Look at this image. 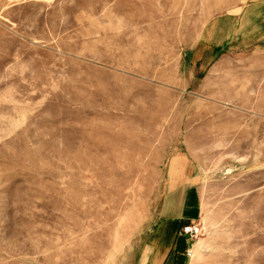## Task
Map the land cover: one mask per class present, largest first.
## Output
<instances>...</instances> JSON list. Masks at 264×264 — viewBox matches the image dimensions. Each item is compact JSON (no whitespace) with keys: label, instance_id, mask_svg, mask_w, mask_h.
I'll use <instances>...</instances> for the list:
<instances>
[{"label":"rangeland","instance_id":"rangeland-1","mask_svg":"<svg viewBox=\"0 0 264 264\" xmlns=\"http://www.w3.org/2000/svg\"><path fill=\"white\" fill-rule=\"evenodd\" d=\"M252 4L0 0V264H264Z\"/></svg>","mask_w":264,"mask_h":264},{"label":"crops","instance_id":"crops-1","mask_svg":"<svg viewBox=\"0 0 264 264\" xmlns=\"http://www.w3.org/2000/svg\"><path fill=\"white\" fill-rule=\"evenodd\" d=\"M252 1H253L252 8H251V11L253 13L252 14V21H253V24H254V22L258 23V34H260V33H263L262 31H264V0H252ZM243 20H244V18H241L240 16H238L234 19L228 17L227 18V25H229L231 23V28H233L235 25V22H236V24H239V22H240L242 27H243L244 26ZM210 38H211V35L209 33V30H208L206 36L204 35L203 39H201L202 43L200 44V47L201 46H212V45L214 47L219 46L218 44H216L214 42H208V41H210ZM228 38H229L228 36H224V37L222 36L220 41H224L225 39H228ZM181 205L185 206L187 208V210L184 209V210H180L176 213H172V216L162 220V221H165V223L162 224L163 229H164V227L165 228L166 227L167 228L173 227V223L178 224L177 228H179V225L187 224L185 222L189 223V222L195 220L194 218H196V215H197V212L194 209L196 207L195 197L189 195L187 200H182ZM190 207L193 208V210L190 211L189 210ZM160 230L161 229H159V231ZM165 232L162 231V233L167 234L166 237L168 239V242H170V245L172 246L173 245L172 242H174L175 239L177 238L176 232L175 231L173 233L171 232L172 234H170V232H168V231H165ZM158 238L163 239V238H165V236L163 234L159 233ZM152 250H154V248Z\"/></svg>","mask_w":264,"mask_h":264},{"label":"built area","instance_id":"built-area-1","mask_svg":"<svg viewBox=\"0 0 264 264\" xmlns=\"http://www.w3.org/2000/svg\"><path fill=\"white\" fill-rule=\"evenodd\" d=\"M182 232L184 235L189 236L190 238L193 239L195 234H196V229L193 227L192 224H189V225L183 227ZM187 256L190 258L191 254L187 253Z\"/></svg>","mask_w":264,"mask_h":264}]
</instances>
